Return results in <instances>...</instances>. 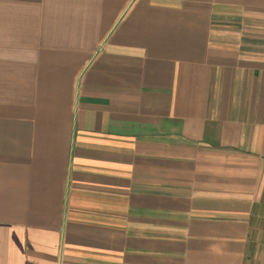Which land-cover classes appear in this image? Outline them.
<instances>
[{"label":"crops","instance_id":"crops-1","mask_svg":"<svg viewBox=\"0 0 264 264\" xmlns=\"http://www.w3.org/2000/svg\"><path fill=\"white\" fill-rule=\"evenodd\" d=\"M0 264H264V0H0Z\"/></svg>","mask_w":264,"mask_h":264}]
</instances>
